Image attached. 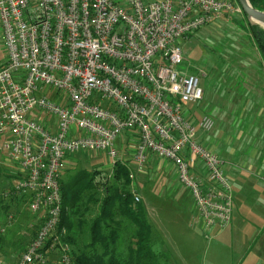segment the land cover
<instances>
[{"label":"built area","instance_id":"2783aa9c","mask_svg":"<svg viewBox=\"0 0 264 264\" xmlns=\"http://www.w3.org/2000/svg\"><path fill=\"white\" fill-rule=\"evenodd\" d=\"M240 14L228 0H0L7 50L0 67V165L18 176L0 187V198L26 197V210L40 222L15 260L0 257V264H49L50 255L73 264L57 234L63 160L102 151L114 164L122 135L136 141L139 172L149 155L171 163L194 203L193 224L207 236L230 224L224 163L196 138L197 131L211 132L214 120L183 115L184 104L201 100L202 88L197 75L177 70L178 41ZM11 220L9 214L6 227Z\"/></svg>","mask_w":264,"mask_h":264},{"label":"rangeland","instance_id":"374dc122","mask_svg":"<svg viewBox=\"0 0 264 264\" xmlns=\"http://www.w3.org/2000/svg\"><path fill=\"white\" fill-rule=\"evenodd\" d=\"M229 1L238 5L235 0ZM242 14L241 10V14L238 16L223 15L218 21L208 26L205 32L201 30L178 41V45L182 49L183 61L177 66V70L197 75L200 79V86L206 90L208 101H211L212 98L213 101H216L217 93L214 92L216 87H218V92L222 93L225 92L226 86L231 84L229 76L224 77L222 74L233 66V55L241 54L239 51L243 47L239 46V42L246 44L248 49L251 48L255 52L254 47L247 42L249 39L247 33L240 26ZM6 59L7 50L0 27V67ZM246 65L247 62L244 61L242 66ZM218 84L220 85L218 86ZM227 105L225 100H221L219 104L218 102L208 104L205 114L214 120V130L218 129V124L223 119L234 117L235 106L231 104L228 107L230 109H224ZM212 106L217 107L214 113ZM219 128L228 130L230 127L221 125ZM135 144L136 141L126 135L119 137L115 142V148L118 150L117 160L129 161L132 189L135 190L140 201L146 207L147 220L152 225L154 238L160 248L168 252L173 264H202L204 247L207 243L205 236L207 235L201 226L193 224L195 206L188 191L178 182L174 167L166 160L153 156L154 159L147 161L143 166L144 173L139 172L132 160ZM112 165V160L105 152L80 151L63 160L60 174L63 176L65 171L75 173L81 168L98 169L97 179L104 181L107 175L111 179ZM152 167H159L160 170L158 173H151ZM11 211V224L7 226V233L4 232L6 234L4 245L5 247L9 246L10 250L6 253L0 250V257L6 259L13 256L19 243L23 244L29 240L28 235L32 231L30 225L27 224L29 221L31 222V219L21 206L18 210L12 208ZM11 259L15 260L14 257ZM49 262V264H57L53 258Z\"/></svg>","mask_w":264,"mask_h":264},{"label":"crops","instance_id":"0c3cea01","mask_svg":"<svg viewBox=\"0 0 264 264\" xmlns=\"http://www.w3.org/2000/svg\"><path fill=\"white\" fill-rule=\"evenodd\" d=\"M218 19L193 34L205 32ZM247 42L251 44L249 39ZM241 43V54L233 55V66L228 65L230 68L222 74L229 76L231 83L225 92H218L216 87V101L213 98L208 101L203 88L200 101L183 105V115L189 121L207 115V106L213 102L219 104L225 100L228 105L224 109H230L231 104L235 106L234 117L223 119L218 129L214 130V126L207 134L196 133L197 140L223 161L233 198L230 224L220 232L212 231L211 237L205 236L207 243L202 264H264V65L255 48L254 52ZM244 61L247 65L243 67ZM212 108L214 113L217 107ZM41 118L43 124L48 123V117L43 115ZM221 125L230 128L220 129ZM152 158L149 155L147 161ZM159 170V167H152L151 173ZM8 175L14 173L0 165V186L11 182ZM0 250L6 253L10 247L0 244ZM11 258L1 257L8 263H12Z\"/></svg>","mask_w":264,"mask_h":264},{"label":"trees","instance_id":"16d2710c","mask_svg":"<svg viewBox=\"0 0 264 264\" xmlns=\"http://www.w3.org/2000/svg\"><path fill=\"white\" fill-rule=\"evenodd\" d=\"M235 2L238 4L237 0ZM248 2L264 12V0ZM242 15L240 26L264 65V29ZM98 174V169L83 168L75 173L60 174L61 213L57 234L70 247L73 264H173L168 252L161 249L154 238L145 205L142 201L134 202L129 161H115L111 179L107 175L101 181L97 179ZM8 177L11 182L1 188L18 178L16 174ZM27 202L26 197L0 198V228L6 227L12 208L18 210L21 206L31 219L27 223L32 230L29 240L19 243L12 257L34 238L40 224L26 210ZM5 233H0V244H4ZM51 258L57 260L55 255H50L49 261Z\"/></svg>","mask_w":264,"mask_h":264},{"label":"water","instance_id":"95a60500","mask_svg":"<svg viewBox=\"0 0 264 264\" xmlns=\"http://www.w3.org/2000/svg\"><path fill=\"white\" fill-rule=\"evenodd\" d=\"M242 12L246 16V19L251 24H257L264 29V12L254 9L248 0H237Z\"/></svg>","mask_w":264,"mask_h":264}]
</instances>
